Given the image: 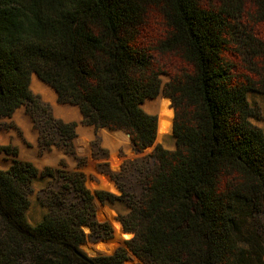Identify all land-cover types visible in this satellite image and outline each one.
I'll use <instances>...</instances> for the list:
<instances>
[{
    "label": "trees",
    "instance_id": "16d2710c",
    "mask_svg": "<svg viewBox=\"0 0 264 264\" xmlns=\"http://www.w3.org/2000/svg\"><path fill=\"white\" fill-rule=\"evenodd\" d=\"M260 24L264 0H0V117L27 103L41 111V150L73 152L77 124L39 102L36 73L60 102L79 106L84 123L123 129L142 152L155 144L158 118L141 104L171 72L164 92L177 146H155L145 197L127 199L129 246L146 264H264V131L247 99L255 75L264 79V40L252 33ZM242 43L259 63L244 60ZM38 176L62 183L33 225L26 190ZM85 181L83 172L21 160L0 170V264H124V248L87 254L81 226L109 228L94 219V199L126 193L93 194Z\"/></svg>",
    "mask_w": 264,
    "mask_h": 264
},
{
    "label": "rangeland",
    "instance_id": "374dc122",
    "mask_svg": "<svg viewBox=\"0 0 264 264\" xmlns=\"http://www.w3.org/2000/svg\"><path fill=\"white\" fill-rule=\"evenodd\" d=\"M153 28H151L152 35L157 27L154 25ZM252 30L254 35L264 40V24L252 27ZM248 42L249 40H247ZM242 44L245 47L242 48V51L248 54L245 55L244 60L259 63L258 58L251 56L253 48L244 43ZM251 70L254 71L253 68ZM35 74L33 73L31 76L30 87L32 92L38 97L39 102L43 105H49L52 114L56 118L77 124V136L73 141V152L55 145L50 149L41 150L39 145L40 132L37 125V119L41 117V111L24 103L11 116L0 117V138L4 140V142L0 141V146L10 145L16 150V154H9L0 150V170H8L15 160H21L31 162L40 171H43L46 167H52L65 171L83 172L86 178L85 185L93 194H96L97 190L107 191L117 196L126 193L125 199L117 201L108 200L107 202H102L97 196L95 197L94 219L98 223L109 225V228L98 227L95 230L91 226L83 224L81 230L83 231L85 241L81 243V247L89 254L88 245L119 237L122 243L117 251L124 248L127 252V260H125L124 264H146L131 250L129 241L133 238L134 232L126 230L124 222L132 209L128 201L129 197L136 201L145 197L144 181L146 175L152 174L155 170L153 158L149 154L153 152L157 144H161L165 149L169 150H173L177 146V138L174 134L173 126L176 110L173 106L172 98L164 92V87L172 80L173 74L171 72L162 73L160 77L162 88L159 95L147 101L145 100V104L141 105L145 111L156 115L159 120V114L149 112L145 105L151 102H154L151 104H157L156 100L160 96L163 99L162 106L167 105L173 110L172 128L170 131L166 130L165 127L161 130L159 125L155 144L142 152H137L134 149L129 137L125 140V143L116 140L114 144L107 143L106 139L102 136V133H106L103 127L98 128L95 125L84 123L83 114L79 106L60 102L56 90L37 75V78L47 85L50 90L53 92L55 90L54 102L45 100L42 93L36 90L33 85ZM257 74L255 75L257 89L250 90L247 94V99L252 108L251 121L264 131V79H260ZM57 107L62 108L65 113H58ZM51 154L56 157V161L42 165L37 164L45 156ZM31 157L34 158L31 159ZM105 181L110 183V187H106L103 184ZM61 183L62 179L55 176H38L32 181L26 190L30 200L27 217L31 224H38L49 212L50 201L54 195L56 196ZM71 200L80 205L74 194L67 195V201ZM116 227L120 233H117ZM107 235L110 236L107 237Z\"/></svg>",
    "mask_w": 264,
    "mask_h": 264
},
{
    "label": "bare ground",
    "instance_id": "6f19581e",
    "mask_svg": "<svg viewBox=\"0 0 264 264\" xmlns=\"http://www.w3.org/2000/svg\"><path fill=\"white\" fill-rule=\"evenodd\" d=\"M33 85H34V87H35L36 90H38V91H40L42 93L43 98L45 100H50L51 102H54V100H55V93H54L55 90H54V92L52 90H50L47 85H45L41 80H39L37 78V74H35V78L33 79ZM147 99H152V98H147ZM147 99H146V101H147ZM145 102L143 104H141V105H144ZM151 103H154V102H151ZM151 103H147L145 105V107H147V110L149 112H151V113H158L159 114V121H160L159 122V125H160L161 130L165 127L166 130L170 131L171 128H172L173 110H171L165 104H164L165 106H162L163 99L160 96L156 100V103L157 104H151ZM56 110H57L58 113H61V112L62 113H65V111L62 108H58L57 107ZM161 133H162V131H161ZM159 137H160V135H159ZM104 138L106 139L107 143H109V144L110 143L111 144H114V141L115 140L118 141V142H121V143H125L126 142L125 140L128 139L127 135H125L123 133H111V132H108V131H106V133H104ZM0 141L1 142H4V140L2 138H0ZM32 158H34V157H31V159ZM0 161H1V159H0ZM54 161H56V157L51 154L49 156H45V158H43V160L40 161V162H38L37 164L42 165L44 163H48V162L49 163H52ZM103 184L106 185V187H110V183L109 182H106L105 181ZM117 233H120V231H119L118 228H117ZM120 245H121V242L119 243V246ZM116 247L117 246L113 247L112 250H111V252H108V254L114 253V251L116 250ZM88 248H89V254H90V256L91 255L92 256L105 255V254H102L100 252V251H103L105 249V244H103L102 242L98 243V245H88Z\"/></svg>",
    "mask_w": 264,
    "mask_h": 264
},
{
    "label": "water",
    "instance_id": "95a60500",
    "mask_svg": "<svg viewBox=\"0 0 264 264\" xmlns=\"http://www.w3.org/2000/svg\"><path fill=\"white\" fill-rule=\"evenodd\" d=\"M70 105H73V104L70 103ZM159 122L160 121L158 120V128H159ZM103 129H105L106 131L111 132V133H125V135H127V137H129L131 139L130 133H128L127 131H125L123 129H113V128L108 127V126H104ZM98 136H100V135H98ZM102 136L104 137V133H102ZM100 242L105 244V249L103 251H100L102 254H105V255L114 254L119 248V243L120 242L122 243V241L120 240L119 237L112 238V239H109V240H102ZM100 242H95V243H92L91 245H98V243H100ZM115 246H117V247H116V250L114 251V253L108 254V252H111L112 248L115 247Z\"/></svg>",
    "mask_w": 264,
    "mask_h": 264
}]
</instances>
